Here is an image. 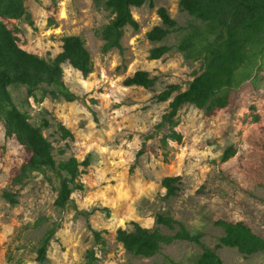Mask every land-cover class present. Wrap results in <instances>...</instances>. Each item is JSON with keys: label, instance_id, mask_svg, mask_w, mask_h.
Segmentation results:
<instances>
[{"label": "rangeland", "instance_id": "374dc122", "mask_svg": "<svg viewBox=\"0 0 264 264\" xmlns=\"http://www.w3.org/2000/svg\"><path fill=\"white\" fill-rule=\"evenodd\" d=\"M178 3L162 0L153 10L134 9L140 29H126L123 54L118 50L102 54L103 41L95 31L113 16L96 9L94 0H26L36 29L23 21H5L10 29L21 30L24 50L45 59L62 51L63 37L84 38L94 73L84 79L69 64L63 66L64 82L78 97L71 104L48 97L41 104L29 99L26 105L27 89L11 88L16 105L31 114L32 124L39 125L46 116L73 133L71 142L63 141L56 128L43 130L58 162L71 157L83 161L91 155L92 165L81 178L84 191L74 193L68 207L59 209L55 206L58 182L52 173H48L51 179L32 174L18 183L31 154L6 137L0 122V264H38L40 242L54 227L58 231L48 251V264H82L91 248L99 264H194L202 248L188 242L163 245L160 254L150 259L131 256L117 243L116 232L127 222L151 229L156 227L157 215L171 216L191 233L203 232L202 243L216 249L225 264H264V254L248 257L235 249L216 248L223 231L215 226L222 220L242 221L264 236V71L233 92L230 106L211 117L184 106L177 117L181 144L168 141L165 147L161 140L168 130H156L169 103L157 104L154 96L171 84L186 90L202 72L201 63L187 61L178 52L180 32L160 44L147 40L146 34L161 24L158 8H166L179 27L188 25L191 18L179 10ZM162 45L171 47V52L160 61H150V50ZM140 70L159 78L154 92L123 86L126 78ZM146 136L153 139L143 147ZM229 148L235 154L223 162ZM61 149H67L66 155H59ZM140 150L143 156L137 161ZM166 177L182 178L177 197L166 199L162 187ZM5 193L13 194L18 204L7 203ZM88 221L93 229L105 232L106 253L94 246ZM160 230L168 236L175 233L165 227Z\"/></svg>", "mask_w": 264, "mask_h": 264}, {"label": "trees", "instance_id": "16d2710c", "mask_svg": "<svg viewBox=\"0 0 264 264\" xmlns=\"http://www.w3.org/2000/svg\"><path fill=\"white\" fill-rule=\"evenodd\" d=\"M159 1L94 0L96 9H104L113 16L108 24L95 31V36L103 41L102 54L106 55L113 50L123 54L122 41L126 28L135 32L140 29L132 8L148 6L153 10ZM178 7L191 18L188 25L185 28L179 27L166 8H158L156 13L161 25L153 27L146 34L147 40L160 44L173 33L180 32L178 52L187 61L201 63L202 72L194 76L186 90L178 84H171L153 98L157 104L169 103L168 111L156 126L157 132L168 130V134L161 140L165 147L168 141L178 144L183 141L182 134L177 131V117L184 106H192L211 117L230 106L233 92L255 80L264 71V0H179ZM5 21H23L29 27L36 28L26 7V0H0V122L6 137L15 139L31 154V159L22 166L17 181L22 183L32 174L48 178V173H52L58 182L55 206L64 210L72 201L74 193L84 191L85 185L81 178L92 165L91 155L83 161L71 157L67 161L58 162L54 154L55 147L45 137L43 130L56 128L63 141L71 142L75 140L73 133L60 122L52 123L46 116L39 125L32 124L31 114L16 105L11 88L27 89L26 105L29 99L41 104L48 97L55 102L74 103L78 97L64 82L63 66L69 64L87 79L94 73L92 55L84 38L70 35L62 38V51L55 58H42L24 50L20 45L21 30L10 29ZM49 23L53 25L52 20ZM171 50L167 45L154 47L148 59L160 61ZM158 80L150 72L140 70L126 78L123 86L154 92ZM255 119L258 121L257 117ZM152 139L153 136H146L143 147L146 141ZM66 153L67 149L59 150L60 156ZM234 154L233 148L227 149L222 161H228ZM142 156L143 151L140 150L136 160ZM162 187L166 190V199L177 197L182 190V178L166 177L162 180ZM2 197L12 206L18 204L13 194L5 193ZM74 208L77 210L76 206ZM155 225V228L150 229L135 221L127 222L125 227L117 230L116 241L127 254L146 259L159 255L163 245L169 246L177 241L188 242L202 248L194 264H225L216 249L202 243L203 232L191 233L184 224L166 215H157ZM215 226L223 231L216 248L235 249L248 257L264 254V236L251 225L242 221L222 220L216 222ZM161 227L174 231V235H164ZM87 228L93 235L94 246L106 253L105 232L93 229L89 221ZM57 231L58 228L54 227L44 234L37 249L38 264H48V251ZM99 262L97 252L91 248L82 264Z\"/></svg>", "mask_w": 264, "mask_h": 264}, {"label": "crops", "instance_id": "0c3cea01", "mask_svg": "<svg viewBox=\"0 0 264 264\" xmlns=\"http://www.w3.org/2000/svg\"><path fill=\"white\" fill-rule=\"evenodd\" d=\"M162 1V0H161ZM160 2V1H159ZM145 7V6H144ZM143 8V7H142ZM135 8H132V13H133V10H134ZM161 25V24H160ZM160 25H158V26H160ZM127 29V28H126Z\"/></svg>", "mask_w": 264, "mask_h": 264}]
</instances>
